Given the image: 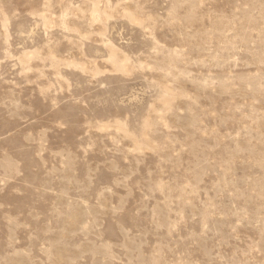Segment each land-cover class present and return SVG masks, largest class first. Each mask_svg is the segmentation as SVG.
<instances>
[{"label":"rangeland","instance_id":"374dc122","mask_svg":"<svg viewBox=\"0 0 264 264\" xmlns=\"http://www.w3.org/2000/svg\"><path fill=\"white\" fill-rule=\"evenodd\" d=\"M0 264H264V0H0Z\"/></svg>","mask_w":264,"mask_h":264}]
</instances>
